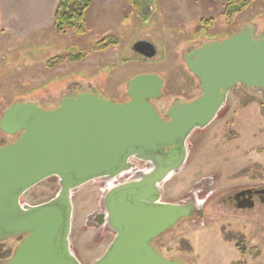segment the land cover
<instances>
[{"label":"water","instance_id":"water-1","mask_svg":"<svg viewBox=\"0 0 264 264\" xmlns=\"http://www.w3.org/2000/svg\"><path fill=\"white\" fill-rule=\"evenodd\" d=\"M131 49L144 59L156 53L148 40L135 41ZM183 60L200 95L176 100L164 113L168 120L151 101L163 87L154 73L130 78L123 102L82 91L65 95L51 110L18 102L3 111L0 131L15 139L0 146V241L22 238L0 264H81L69 242L71 195L93 180L107 186L102 225L114 236L90 264H185L148 244L196 209L191 202L160 201L161 185L183 166L187 137L216 117L232 87L264 92V29L256 34L255 26L247 25L184 52ZM132 158L146 163L148 171L108 186L113 177L131 172ZM49 177L58 183L53 197L35 205L20 202ZM197 209L202 217V207Z\"/></svg>","mask_w":264,"mask_h":264},{"label":"rangeland","instance_id":"rangeland-1","mask_svg":"<svg viewBox=\"0 0 264 264\" xmlns=\"http://www.w3.org/2000/svg\"><path fill=\"white\" fill-rule=\"evenodd\" d=\"M225 2L151 0L139 10L129 6L128 12L123 11L122 23L110 26L111 29L108 27L109 31L103 34L87 31V34L77 35L68 30L67 39L72 46L62 47L64 54L82 52L87 53L86 56L70 65V69L49 72L48 87L43 85L42 89L33 88L26 93L22 87L24 82L20 83L19 78L0 77V116L9 105L18 102L35 103L42 110L54 109L66 94L65 87L58 84L54 87L53 84L63 83L71 88L77 82L91 84L94 77L98 90L103 88L110 100L123 102L128 98V79L145 73H154L163 79L161 96L152 103L164 116L166 109L176 100L185 102L200 95L198 80L183 60L184 52L205 42L228 38L250 25L248 23L255 26L256 34L264 29V0L251 1L229 22L222 15ZM97 28L99 31V26ZM109 36L118 40L115 46L107 48L111 52L106 61L109 68L103 66L94 74L84 59L92 54L88 51L94 42ZM138 40L153 42L155 56L143 63L126 62L142 58L131 49ZM58 53L51 56L64 55ZM98 54L105 56V53ZM4 61L5 56L0 52L1 67L8 65ZM92 63L103 64L104 60L97 59ZM14 139L15 136L0 131V146ZM185 144L186 160L162 183L160 200L170 203L185 201L191 191L200 187V181L209 183L206 193L209 197L202 217L191 215L181 219L157 238L159 251L165 257L178 258L185 264H264V220L257 215L252 217V210L240 211L221 201V196L232 187L264 183V92L235 85L229 90L216 117L204 128L194 129ZM103 190L100 180H93L71 195L69 242L72 253L81 264H90L101 256L114 236L104 225L97 226L90 219L91 214L103 209ZM57 191L56 179L49 177L27 190L20 202L39 204ZM204 197L197 199L201 201ZM20 240L21 237H11L0 241V255L10 251V256L0 262L11 257Z\"/></svg>","mask_w":264,"mask_h":264},{"label":"crops","instance_id":"crops-1","mask_svg":"<svg viewBox=\"0 0 264 264\" xmlns=\"http://www.w3.org/2000/svg\"><path fill=\"white\" fill-rule=\"evenodd\" d=\"M57 2L58 0H0V52L5 56L4 62L8 63L5 67L0 66V72L3 73L0 77L19 78L20 83L24 82L22 86L26 90L24 93L33 88L42 89L43 85L48 87L49 72L70 69V65H73V63L63 64L52 69L46 67V61L52 57L51 54L59 52L57 55H62L64 54L62 47L72 46L71 41L67 39L68 34H60L54 28ZM128 7L127 0H91L85 13L87 31L102 34L108 32V27L111 29L110 26L122 23L123 11L128 12ZM248 24L252 25V23ZM97 26L100 28L99 31ZM98 53H105V56H100ZM110 55L111 52L105 49L101 52H93L84 61H88L91 71L96 74L95 72L103 66L109 68L106 61ZM119 55V60L123 63L122 55ZM97 59H103L104 63L98 65L92 63ZM142 59L134 58L126 62L143 63L145 59ZM93 79L91 84L81 85L77 82V84L73 83L74 86L72 85L71 88L64 86L63 83L62 85L55 83L53 86L58 84L61 88L65 87L64 94L85 90L110 99V95H106L103 88L97 89V79L95 77Z\"/></svg>","mask_w":264,"mask_h":264},{"label":"trees","instance_id":"trees-1","mask_svg":"<svg viewBox=\"0 0 264 264\" xmlns=\"http://www.w3.org/2000/svg\"><path fill=\"white\" fill-rule=\"evenodd\" d=\"M151 0H127L129 6L134 10H139L144 4ZM254 0H226L223 6L222 15L227 22L232 20V17L245 9L250 2ZM91 4V0H58L54 13V28L58 33L64 34L68 30H73L77 35H84L87 32L85 24V13ZM118 43L114 36L104 37L94 42L88 53L101 52L108 47H113ZM87 53L68 52L62 56H53L46 61V67L52 69L55 66L63 63H75L81 61ZM0 254H2L0 252ZM10 256V251L7 250L4 255H0V259L5 260Z\"/></svg>","mask_w":264,"mask_h":264},{"label":"flooded vegetation","instance_id":"flooded-vegetation-1","mask_svg":"<svg viewBox=\"0 0 264 264\" xmlns=\"http://www.w3.org/2000/svg\"><path fill=\"white\" fill-rule=\"evenodd\" d=\"M191 50L192 49H188L187 52L191 51ZM75 93H80V92H71V93L66 94V95H71V94H75ZM127 100H128V98H127ZM153 100H151V101H153ZM191 100H193V99H191ZM188 101H190V100H186L185 102H188ZM161 117L164 120L169 119V118H166L165 116H161ZM131 163L133 165L132 171L130 173L122 174L118 177L112 178L109 186L114 185V184H120V183L129 181L131 179H135L136 172L137 173L147 172L149 169L148 165L146 163H143V162L138 161L136 159L132 158ZM100 182L104 186V190H103V194H104L105 190L107 189V186L104 185V181L100 180ZM199 185H200L199 188L194 189V191H191L189 193V195L185 199V201L179 202V203H188V202L194 203V207H196V209L194 210V212L191 215L192 216L196 215V217H201L200 213H199V209H197V206H201L202 211H203L204 205L207 202V199L209 197V195H206L207 189L209 187V183H206L204 181H200ZM200 196L201 197L205 196V197L202 198V200L200 201L199 199H197ZM221 201L223 202V204L227 205L228 207H233V208L240 210V211H251L252 210V217L257 215L259 218L264 220V183H258L257 184V183L252 182V184H245V185H239V186L232 187L227 192H225V194H223L221 196ZM103 213H104V208L102 210H100L99 212L91 214L90 219L97 226H101ZM191 215H189L186 218L191 217ZM202 216H203V213H202ZM186 218H182V219H186ZM179 220H181V219H179ZM159 236L160 235H158L157 237H154L153 239H151L148 242V244L154 250H156L158 252H160L159 251L160 248H159L158 244L156 243V240ZM19 237L22 238V236H19ZM176 259H178V258H176ZM178 260L184 263V261H182L180 259H178Z\"/></svg>","mask_w":264,"mask_h":264},{"label":"bare ground","instance_id":"bare-ground-1","mask_svg":"<svg viewBox=\"0 0 264 264\" xmlns=\"http://www.w3.org/2000/svg\"><path fill=\"white\" fill-rule=\"evenodd\" d=\"M111 182H109L108 186L110 185Z\"/></svg>","mask_w":264,"mask_h":264},{"label":"built area","instance_id":"built-area-1","mask_svg":"<svg viewBox=\"0 0 264 264\" xmlns=\"http://www.w3.org/2000/svg\"><path fill=\"white\" fill-rule=\"evenodd\" d=\"M120 175H122V174H120ZM120 175H118V176H120ZM118 176H117V177H118Z\"/></svg>","mask_w":264,"mask_h":264}]
</instances>
